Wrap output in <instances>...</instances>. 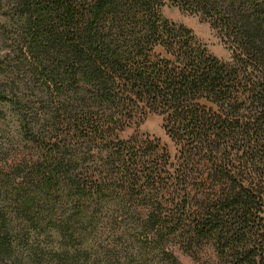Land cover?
<instances>
[{"label": "trees", "instance_id": "1", "mask_svg": "<svg viewBox=\"0 0 264 264\" xmlns=\"http://www.w3.org/2000/svg\"><path fill=\"white\" fill-rule=\"evenodd\" d=\"M166 1L207 20L228 60L164 19ZM0 5L19 37L0 61V119L15 110L22 135L0 147V253L12 235L63 253L105 236L125 263L179 264L178 238L211 240L213 264H264V0ZM149 114L173 157L120 137Z\"/></svg>", "mask_w": 264, "mask_h": 264}, {"label": "rangeland", "instance_id": "2", "mask_svg": "<svg viewBox=\"0 0 264 264\" xmlns=\"http://www.w3.org/2000/svg\"><path fill=\"white\" fill-rule=\"evenodd\" d=\"M162 17L176 26H182L191 31L193 41L203 48L206 53L220 62L228 60V52L225 46L217 37L207 20H203L199 15L192 14L172 2L166 1L161 8ZM10 13L0 5V61L9 56L11 49L19 39L15 27L10 25ZM4 78V75L1 78ZM138 136L142 139L156 141L160 148L168 153L170 157L175 155V147L163 130L162 118L155 114L137 116L124 132L120 135L123 139ZM22 135L17 124V113L12 108L4 111L3 118L0 119V147L4 148L8 143L20 145ZM22 141V145H23ZM24 152H27L24 149ZM9 167L2 166L1 175H7ZM264 207V203H263ZM32 236L12 235L11 247L0 253V264H135L122 261L123 253L119 249L109 247L110 237L104 236L98 248H90L84 251L70 249L63 253L56 247L51 239L39 238L40 248L34 243ZM179 264H213L216 262L211 240H203L190 251L182 245L178 238L170 239L167 244ZM39 249H42L40 252ZM119 250V251H118Z\"/></svg>", "mask_w": 264, "mask_h": 264}]
</instances>
